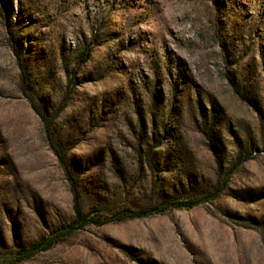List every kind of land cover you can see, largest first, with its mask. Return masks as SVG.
Returning <instances> with one entry per match:
<instances>
[{"label": "rangeland", "instance_id": "rangeland-1", "mask_svg": "<svg viewBox=\"0 0 264 264\" xmlns=\"http://www.w3.org/2000/svg\"><path fill=\"white\" fill-rule=\"evenodd\" d=\"M68 168L92 215L221 191L20 264H264V0H0V264L75 219Z\"/></svg>", "mask_w": 264, "mask_h": 264}, {"label": "trees", "instance_id": "trees-1", "mask_svg": "<svg viewBox=\"0 0 264 264\" xmlns=\"http://www.w3.org/2000/svg\"><path fill=\"white\" fill-rule=\"evenodd\" d=\"M82 58L84 60L86 58H89L91 56V47L87 46L84 48L83 52H81ZM55 151L61 158V160L64 162L65 166L67 167L68 162L64 159L65 156H63V146L62 145H55ZM68 174L72 185V192L74 194V211H75V219L65 227L55 231L50 236L45 237L44 239L37 241L30 246L22 247L20 248L16 254L12 258V262L10 264H20L36 254L46 251L50 249L51 247L55 246L58 242H60L64 237L78 231L81 229H84L88 225H104L111 221H121L125 220L127 218H136V217H142L147 216L152 213H162L166 211L167 209L171 207H186V208H192L198 204L203 203L206 200H210L215 198L219 192L221 191L219 189L218 192L214 193L213 195L206 196L199 200H188V201H178V202H169L164 201L161 202L155 206H153L150 209H140L138 211H134L131 209H125L122 211H119L113 216L109 215H92L96 210L97 207H93L90 211H85V209L82 206L80 195L78 191L79 181L74 175V173L68 168Z\"/></svg>", "mask_w": 264, "mask_h": 264}]
</instances>
